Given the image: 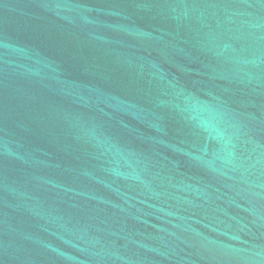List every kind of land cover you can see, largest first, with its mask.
I'll use <instances>...</instances> for the list:
<instances>
[{
  "label": "water",
  "instance_id": "1",
  "mask_svg": "<svg viewBox=\"0 0 264 264\" xmlns=\"http://www.w3.org/2000/svg\"><path fill=\"white\" fill-rule=\"evenodd\" d=\"M0 264H264V0H0Z\"/></svg>",
  "mask_w": 264,
  "mask_h": 264
}]
</instances>
